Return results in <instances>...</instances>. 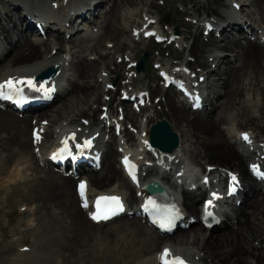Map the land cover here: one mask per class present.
Listing matches in <instances>:
<instances>
[{"label":"bare ground","instance_id":"bare-ground-1","mask_svg":"<svg viewBox=\"0 0 264 264\" xmlns=\"http://www.w3.org/2000/svg\"><path fill=\"white\" fill-rule=\"evenodd\" d=\"M83 1L85 0H65V2L62 0L55 10L49 0H0V15L4 14L3 17H0V83L10 77L20 79L37 76L47 67L56 64L59 66L58 77H62L64 82L67 80L69 84V88L66 87L67 90L63 94H53L56 101L61 98L64 99L61 102L62 106L56 110V113L49 114L48 119L45 116L49 111L48 107L40 109L37 114H23L21 116L8 108L0 107V153L20 154L22 163H28L26 168L32 169L34 172V174H30L32 176L29 179L26 178L23 181V185L35 182V185L44 191L45 199L48 202H58L62 212L71 216L70 227L76 231L75 234L83 231V234L89 237L93 234H89L90 231L83 228V223L95 230H101L118 219L95 224L89 217L87 218V211L80 207L82 201H79L74 191L73 196L76 204L72 198L70 186L73 179L71 176H65L48 166L39 168V160L33 153L29 154L28 149L32 140L31 137L29 140L26 138V126L29 124L35 128L41 120H47L48 125L43 137L45 143L52 139L51 136L55 138L66 137L73 132L77 134L78 139L81 136L78 129L87 130L86 133H90L95 140H102L108 127L98 115V110L101 109L100 104L104 106L108 100L115 101L119 86L125 83L126 79L123 78L118 82L116 89H108L107 85L113 75H117L119 79L120 74L124 72L126 60L136 55L133 53L136 52L138 43L143 41L141 35L149 30V28L143 29V26L152 22L153 17H151V10L138 9L137 7L121 14L126 16V19H122L117 13L118 9L120 6L131 4L133 0H104L109 5L107 10H102L101 3L104 1L87 0L84 3ZM241 1L232 0L228 6L224 0H202L204 11L207 12L208 17H205L206 19L198 24L193 33V39L187 50V55L190 58L187 59L183 68L175 70L176 73H181L189 69L190 75L197 72L195 79L191 81L199 84L201 89L206 90L203 110L195 111L192 109V105L197 100L191 101L188 106L181 99L165 98L166 90L160 89L157 85V91H161L164 97L158 101L155 109L148 105L154 111L138 130V133H141L139 142L134 143L131 133L125 128L122 130L127 140L132 141L129 146L131 150H127V154L145 165V160L149 161V158L143 159L142 154H147L144 149L148 145L145 141H148L150 125L157 121L159 115L164 112L173 118V124L178 126L179 145L170 153L159 152L158 158L150 157L155 166L147 168L145 175L141 177V183L148 182L155 176L158 177L160 170L163 169L159 179L174 187V192L173 190L166 191L168 195L173 201L180 203L179 205L188 216L186 219L190 216L197 217L195 224H190L184 230L177 231L176 229V234H172V237L167 236L168 239H164L163 235L147 227L138 216L124 217L123 223L115 227L109 226L105 230V235L107 237L119 236L124 241V248H127L123 249L124 251L127 250V255L136 253L139 256L145 254L144 251H153L158 244H162L157 255L155 254L153 258L144 259L142 264H158L159 255L165 246L173 250L174 254H180L195 264H264V189L256 188L255 179L249 173L251 163L264 164V137H260V130H257V128H262L259 120L264 116L262 113L258 115L254 112L253 109L260 104L251 103L244 93L246 90L256 92L257 89H262L264 92V0H251L250 2L251 7L255 6L256 8L255 16H259L257 19L259 28H254L249 23L248 18L252 19L253 17L246 11V8L241 7L239 11L235 10L234 5L241 3ZM68 6H73V11L70 14L67 13ZM214 6H216L215 9ZM151 7L154 8L153 2ZM75 12L80 14L78 17L88 21L90 26L92 25L90 27L88 24L86 26L87 31L80 36L75 35L78 29L72 33V24L75 21L72 17ZM95 12L98 13L97 16L100 15L98 17L100 20L97 21L94 18L90 21L88 14L93 15ZM54 13H59L57 19L59 25L56 27L60 29L56 32H50L48 30L51 28H48L46 30L48 32L44 36L38 35L37 26L30 18L37 16L39 18L40 16V19L49 22L50 19L55 18ZM138 13L139 16L142 15V21L132 20V16L138 15ZM243 13H245L244 16H242ZM117 22L122 24V27L118 28ZM11 23H13L14 32L9 29L8 24ZM67 24L71 27L70 30L61 31V28ZM208 24L214 27L211 29L212 31L207 30ZM130 26L133 29L142 28L139 38L133 35L131 37L124 35V29L130 28ZM246 26L250 28V35L247 34ZM94 27L100 30L99 37L102 34L111 36L115 43L110 46L111 48L107 46L106 52L100 51V58L88 57L93 55L91 52L82 58L85 50L96 51L98 49L95 44H84V42L91 41L98 36L94 34L96 32V30L93 31ZM89 28L93 29L88 30ZM206 30L207 32H205ZM67 33L69 34L68 37H66ZM185 33V29L180 32L177 41L180 45H183L186 40ZM234 33H239L236 34L239 36L238 39L232 36ZM70 43L74 45L72 48L67 45ZM125 47L126 49H124ZM111 49H114L116 54ZM227 51L236 52V54L227 53ZM76 59L77 61H75ZM238 59L241 60L240 64L236 63ZM131 60L135 61V58L130 59L129 62ZM253 66H255L254 69ZM248 68L252 69L249 70ZM70 69L74 70L76 81L72 75V79L69 78V75L67 76V71ZM97 73H99L98 76ZM201 77L203 79L199 83ZM72 81L74 82L72 83ZM126 94V90L121 94L119 93V95ZM250 94L252 97L255 96L250 92L247 95L250 97ZM106 96L108 98L102 100ZM55 99L53 103H55ZM119 104L122 106L124 119L132 125L134 124L135 127L138 119L136 112L129 107V104L121 100ZM110 105L113 104L110 103L108 110L103 113H113L114 106L111 107V111ZM229 110H233V112L226 113ZM259 110L264 112V105H260ZM42 115L43 118L38 121V117ZM82 119L88 120L87 127L82 124ZM151 119L154 121L152 122ZM231 119L238 121L234 131L222 127ZM63 121H67V123ZM53 124L59 128L57 137L53 136L55 135V130L51 129ZM113 124V130L117 129L118 124L116 122ZM173 124L170 125L173 126ZM68 125L74 126V130L65 129ZM41 129L43 128L41 127ZM245 132L249 134L252 140L251 144L242 138V133ZM112 139L110 140L112 141ZM141 144L142 146H140ZM11 148L13 151H10ZM41 148L44 150L46 145L42 144ZM117 151V145L116 148L108 147L102 156L99 171H90L91 169L88 168L89 171L81 175L80 180L85 182V196L93 198L98 194H123L126 202L132 205L144 198V194L141 187L134 189L129 182L125 185L124 192H120L119 184L116 181H119L122 170L120 163L116 165ZM32 157L37 160L35 162L38 166ZM186 158L190 159L191 162L194 160L198 165L193 163L198 167L200 166L201 171L199 172L196 168L191 169L186 163ZM168 167L169 170H167ZM40 173L41 176H39ZM178 173H181V176H176ZM232 174L237 176L245 190L238 193V201L231 207V211H223L222 221L219 222V225L212 227L211 230H206L198 221L201 208L197 205V201L203 194L207 193V189H211L212 193L216 192L220 195V189L225 184L231 183ZM186 177L194 178L199 185H202L203 180L208 178L209 184L206 185L205 190L197 191L198 193L181 188L182 199H180V196L175 194L176 181ZM226 191L227 188L225 187L224 192ZM234 210L237 216L232 219L233 215L231 216V214ZM227 218H230L228 224ZM205 231L209 232L210 235ZM214 231H218V234H211ZM177 232L179 233L177 234ZM126 238H130V240L127 241ZM149 260H152L151 263L148 262Z\"/></svg>","mask_w":264,"mask_h":264},{"label":"rangeland","instance_id":"rangeland-1","mask_svg":"<svg viewBox=\"0 0 264 264\" xmlns=\"http://www.w3.org/2000/svg\"><path fill=\"white\" fill-rule=\"evenodd\" d=\"M85 1H83V3ZM99 1H104V0H99ZM231 1L232 0H224V2L228 4V6H229V2ZM152 2L154 4V8L151 7ZM250 2L251 0H242L240 4L242 5L243 8H246V11H248L249 14L252 15L253 17L252 19L250 17L249 18L247 17L249 19L248 20L249 23H251V26L253 25L254 28H259V25H257L258 22L257 19L259 16H255L256 8L255 6L251 7ZM54 4L56 3L54 2ZM101 4H102L101 6L102 10L109 9V5L106 4L105 1ZM137 7L138 9L142 8L144 10L145 9L151 10L152 12L151 17H153L154 19L156 18L161 19L162 17H164V15L171 14L173 18L172 22L168 24V26L161 27L167 39L162 44H156L151 39L145 40L143 38V41L141 43H138L137 46L138 48L136 52L133 53L136 54L134 55L135 57L134 56H132L131 58L129 57L128 60L135 58V62H138L141 59V57L144 54H146L144 70L138 72L136 71V69H132L129 67V65L132 62L130 64H128L129 62L128 63L126 62L124 63L123 74H120L119 79L117 75H113L110 81V85L112 89L114 88V86H115L114 89H116L118 82H120L123 78L126 79L131 78L130 87H133V89L144 88L150 92L151 94L150 106H153V108L155 109L158 101L164 96H162L161 91H157L156 89L157 85L159 86L160 89L163 88H162V80L158 77L154 65H156L157 61L161 62L163 65L166 66L175 64L172 65L173 67L170 66L171 69L175 70L176 68H179L185 62H187V59L190 58L187 55V50L193 39V33L198 27V24L202 23L203 20H205L208 17V14L206 11H204L202 0H182V1L181 0H141V1L133 0L131 4L120 6L117 13L120 17H122V19H126V16L121 14H125V12L127 13L128 10L135 9ZM215 7L216 6H214V9ZM97 14L98 13L95 14L96 15L95 17L94 15H91V18L94 17L97 21H99L100 19H98V17L100 15L97 16ZM3 15H0V17L1 16L3 17ZM244 15L245 13H243L242 16ZM134 19L137 21H142V15L140 14L139 16V13L138 15H133L132 20ZM217 19H221V18H217ZM8 25L10 31L14 32L13 23ZM117 25L118 28L122 27V24H118V22ZM81 26H83V24H81ZM86 26H88V24ZM94 28L95 29L89 28L88 30H92V29L93 31L96 30L94 34L98 35L97 37H99V33H101L100 30L96 27ZM132 29L133 27L131 26L130 28L127 29L125 28L124 35L127 37L128 36L131 37ZM175 29L177 30V36H180V32H182L183 29L186 30L185 33L186 40L183 43V45H180L177 42L178 41L177 38L170 42V38L172 37L171 35L175 33L174 32ZM198 32L200 33L199 29ZM248 32L250 33V28H248L247 33ZM82 34H83L82 31H80L79 33L78 32L75 33L76 36H80ZM236 34L239 33H234L232 36L238 39L239 36ZM212 36L214 35L212 34ZM240 36H242L241 33ZM96 38L93 39L94 41L93 40L87 41L84 42V44L85 45L95 44L98 49H96V51L95 50L91 51L90 49L85 50L84 53L82 54V58L83 56H85L90 52L93 55H89L88 57L98 58L100 51L106 52L105 48H107V46H109L108 48H111L110 46L115 43L114 38L111 36H106L102 34L99 38L97 39ZM67 45H69L68 47L70 48L74 46L72 43ZM124 49H126V47ZM111 51H113V53L116 54V52H114V49H111ZM128 51H130V49H128ZM227 53H231V51H227ZM205 54H207V52H205ZM231 54H236V52H233ZM63 55H65L64 51H63ZM75 61H77V59ZM236 61L237 64H240L241 62L240 59ZM254 67L255 66H253L252 68L254 69ZM252 68H248V69L251 70ZM67 72H68L67 76L69 75L70 79H72L73 76L74 81H76L77 78L74 74V70L70 69V71ZM195 74H197V72H195ZM98 75L99 73H97V76ZM103 75L104 73L102 74V76ZM74 81H72V83ZM65 84L69 88V84L67 80L65 81ZM262 86L263 85L261 84V87ZM128 87L129 84L128 85L122 84L119 86L118 91L120 92L123 88L128 89ZM246 91L248 93L249 92L252 93L255 96L252 97L250 94L249 97ZM246 91H244V93H246V96L249 98L251 103L253 102V103H258L260 105H264V92H262V89H257L256 92L253 90H246ZM119 92L116 94L115 101L109 100V104L110 103L113 104L110 105V109L111 107L114 106L112 118H115L116 116L115 110L118 108L117 103L120 96ZM165 96H166L165 98L168 97L171 100L178 99V95L174 93L172 88L166 90ZM107 97L108 96H106L105 98ZM105 98H102V100H104ZM63 99L64 98H61L55 101V103H53L52 106L48 108L49 111L45 115L47 119L50 117L49 114L56 113V110L60 108V106H62L61 102L63 101ZM213 102L216 101L213 100ZM106 105H108V103ZM259 106L253 110H255L254 112L256 114L260 115V113H262L264 116V112L259 110ZM100 107H103V104L102 105L100 104ZM154 109H151L149 107H144L140 113H136L138 119H137V123L135 124V127L133 126L134 124L132 125V123H129L127 120H123L121 122L123 123V127L125 128V130L131 133L134 142H137V138L139 137L138 130L141 129L140 127L142 126V124L146 122L147 117L153 113ZM101 110L102 109L98 110V115L101 113ZM231 112H233V110L232 111L229 110V112L226 111V113L228 114H230ZM41 118H43V115L38 117V121ZM171 118L172 117L165 112L159 115V120L164 119L168 123L173 124L172 122L173 118L172 119ZM151 121L153 122L154 120L151 119ZM63 122L67 123V121H63ZM109 122L111 121L109 120ZM259 122L262 128L261 129L257 128V130L258 131L260 130L259 136L264 137V117L260 118ZM237 123L238 121L231 119L228 123L226 124L224 123L222 127L225 129L230 128L232 131H234V129L237 127ZM55 125L56 124H53V127L51 128L53 131L55 130V135L53 136H56L59 133L58 132L59 128H56ZM67 127L69 128L74 126L68 125ZM171 127L173 131L177 132L178 126L173 124V126ZM32 128L33 127H31V125L27 124L26 132H25L27 140H29V137H31L30 132ZM108 131L109 132H107L106 137L112 136L111 139L113 138L112 141L115 142L113 144V142L111 141L110 143H108L107 147L116 148V145L117 146L121 145V143H125L126 145L128 144V140L126 136H124V133H121L118 136L116 134L114 135L112 134L114 132H113V128L111 127L108 129ZM51 138L53 137L51 136ZM47 143L48 141L46 143L44 142L43 145L45 144L47 146ZM37 149H40V147H35L34 145L31 144V146L28 149L29 154L31 155L33 153L35 156L36 155L39 156V158L38 157L36 158L39 159L40 166H38L37 163L35 162L36 159H34L33 157L32 158L39 168H45V166L43 165L44 164L43 162L45 161L44 155L40 154L42 148L40 149V152H38ZM10 151H13V148H11ZM118 156H120V154L119 155L117 154V156H115L116 165H118ZM192 161L196 165H198L194 160ZM193 162H191L190 159L188 160L186 158V163H188V165L192 167H195L200 172L201 171L200 166L199 167L196 166ZM26 165H28V163H22V158L20 157V154H16L12 152L0 153V264H140V263L142 264V261L144 259L148 257L153 258L155 254H157V252L159 251V248L162 246V244H158L153 251H144L146 253L141 254L139 256H137L138 254L136 253H134L133 255L130 254L127 255V250L126 251L123 250L127 248L126 247L124 248V243H123L124 241H122L119 236L107 237L105 235V230L109 226L115 227L123 223L125 220L124 218L114 221L109 226L102 228L101 230H95L92 227L90 228L88 224L83 223V228L88 229L90 231L89 234L90 233L93 234L94 237L91 235H89V237H86V234L84 235L83 231H81V233L79 234H75L76 231H73L70 227L71 216L66 215L62 212L61 206L58 204V202L56 203L51 201L48 202L45 199L46 197L44 195V191L38 188V185H35V182L23 185V181L26 180V178L29 179L30 176H32L30 175L31 173L34 174L32 169L26 168ZM39 176H41V173ZM75 182L76 179L75 180L73 179L70 186V191L72 193V198L76 204V200L73 196V191L75 193V187H74ZM116 182L119 184V190L121 192H124L125 185L127 184L128 181L122 173L119 177V181ZM197 204L199 206V203ZM231 207H230V211H231ZM231 216L232 219L236 218L237 215L235 210L231 214ZM228 222H230V218L229 219L227 218V224ZM205 232L207 234L209 233L207 231ZM178 233L179 232H177V234ZM216 233L218 234V231L211 232V234L213 235H215ZM169 237H172V235ZM169 237H164V239H168ZM126 240L129 241L130 238H126ZM151 261L149 260L148 262L151 263ZM247 261L249 262V260Z\"/></svg>","mask_w":264,"mask_h":264},{"label":"snow or ice","instance_id":"snow-or-ice-1","mask_svg":"<svg viewBox=\"0 0 264 264\" xmlns=\"http://www.w3.org/2000/svg\"><path fill=\"white\" fill-rule=\"evenodd\" d=\"M239 7V5H237ZM139 34V33H137ZM146 35H151L152 33H145ZM159 38V37H158ZM203 79V77H201ZM25 87L29 88L31 91L40 94L39 96L35 98H50L51 93L55 90L54 87H48V82L44 81L43 83H38L36 78L33 77H23L20 79L16 78H8L2 83H0V98L3 99H10V100H16L17 103H20L22 100H25L26 97L24 95V89ZM111 87V85H109ZM44 123H47V121H44ZM87 123V121H85ZM118 127V126H117ZM35 140L39 141L41 139L39 135V130H34L33 133ZM242 138L247 143L251 144L252 140L247 132L242 133ZM94 137L92 138H85L82 143H75L74 147L76 149H79L81 154H83L88 148H91L93 146ZM77 140V134L75 132L71 133L70 136H66L63 143V147H61L57 153H53L52 158L53 159H60L63 158L65 155L71 156L73 154L72 147L73 145L70 144V141H76ZM147 144L148 141H145ZM39 151V149H37ZM123 162L126 167L129 168V172H132V169L136 167L134 164H131L129 157L125 156L123 158ZM253 170L256 172L257 175L264 177V171L259 170V166L252 165ZM133 179L136 180V176L133 174ZM232 184L230 185V192L229 194H232L237 191L239 187V180L235 174L231 175ZM208 182V179L205 178V183ZM80 189H81V196H84V189H85V182L81 181L80 183ZM212 196L219 200L221 199V196L213 192ZM101 201H105L106 205L103 210H101ZM208 205H213V200L207 201ZM85 208L88 207L87 201L85 200V203L83 205ZM151 206V207H150ZM145 211H151L152 215L154 216V223L159 224L162 228H166L168 230H171V228L174 226L176 219L180 215L179 211L175 208L167 210V212L164 214V216L161 218L158 211H157V205L155 200L152 198H148V200L144 204ZM124 210V204L120 197L118 196H101L98 197L96 200V211L91 212V218L97 222L104 220L107 221L111 217L117 215L119 212H122ZM161 260L162 264H188V261L181 255H171V250L168 248H165L163 252L161 253Z\"/></svg>","mask_w":264,"mask_h":264},{"label":"water","instance_id":"water-1","mask_svg":"<svg viewBox=\"0 0 264 264\" xmlns=\"http://www.w3.org/2000/svg\"><path fill=\"white\" fill-rule=\"evenodd\" d=\"M139 68L144 69L143 59L139 63ZM56 70V66L49 68L42 74V78L45 80L49 79L56 73ZM150 141L152 145L158 147L159 149L165 152H171L177 147L178 137L176 133L171 130L169 124L166 121L161 120L151 127ZM148 190L152 192H160L162 191V188L153 184V187L152 185H149Z\"/></svg>","mask_w":264,"mask_h":264},{"label":"trees","instance_id":"trees-1","mask_svg":"<svg viewBox=\"0 0 264 264\" xmlns=\"http://www.w3.org/2000/svg\"><path fill=\"white\" fill-rule=\"evenodd\" d=\"M163 20L165 21V22H170L171 21V16L170 15H165L164 17H163Z\"/></svg>","mask_w":264,"mask_h":264}]
</instances>
